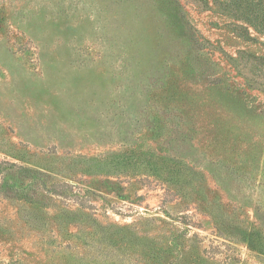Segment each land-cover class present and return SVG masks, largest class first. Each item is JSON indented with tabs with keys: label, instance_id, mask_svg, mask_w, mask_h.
Listing matches in <instances>:
<instances>
[{
	"label": "rangeland",
	"instance_id": "1",
	"mask_svg": "<svg viewBox=\"0 0 264 264\" xmlns=\"http://www.w3.org/2000/svg\"><path fill=\"white\" fill-rule=\"evenodd\" d=\"M260 4L0 0V264H264Z\"/></svg>",
	"mask_w": 264,
	"mask_h": 264
},
{
	"label": "trees",
	"instance_id": "2",
	"mask_svg": "<svg viewBox=\"0 0 264 264\" xmlns=\"http://www.w3.org/2000/svg\"><path fill=\"white\" fill-rule=\"evenodd\" d=\"M261 4L259 5V10L262 11V16L259 17L256 12V8L252 5L247 7L248 11L245 15V21L255 29H261L264 31V0H260Z\"/></svg>",
	"mask_w": 264,
	"mask_h": 264
}]
</instances>
